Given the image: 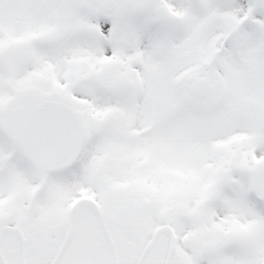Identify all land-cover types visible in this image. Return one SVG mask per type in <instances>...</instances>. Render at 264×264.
Here are the masks:
<instances>
[{
  "label": "snow or ice",
  "instance_id": "snow-or-ice-1",
  "mask_svg": "<svg viewBox=\"0 0 264 264\" xmlns=\"http://www.w3.org/2000/svg\"><path fill=\"white\" fill-rule=\"evenodd\" d=\"M0 264H264V0H0Z\"/></svg>",
  "mask_w": 264,
  "mask_h": 264
}]
</instances>
